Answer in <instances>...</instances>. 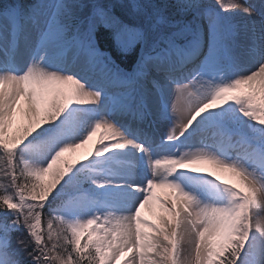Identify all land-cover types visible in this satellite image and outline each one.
Here are the masks:
<instances>
[{"label": "snow or ice", "instance_id": "obj_1", "mask_svg": "<svg viewBox=\"0 0 264 264\" xmlns=\"http://www.w3.org/2000/svg\"><path fill=\"white\" fill-rule=\"evenodd\" d=\"M0 264H264V0H0Z\"/></svg>", "mask_w": 264, "mask_h": 264}, {"label": "rangeland", "instance_id": "obj_2", "mask_svg": "<svg viewBox=\"0 0 264 264\" xmlns=\"http://www.w3.org/2000/svg\"><path fill=\"white\" fill-rule=\"evenodd\" d=\"M251 3H255L258 4L260 2V0H250ZM247 6V5H245ZM238 20L243 19V14H239L236 17ZM91 147V144H89L88 146H86L85 148L80 150V153H83L84 151L87 150V148ZM205 167H210L208 165H204ZM221 175H224V173H221ZM227 178V177H225ZM168 190L167 189H157L158 194L160 195H164ZM142 214L144 216H146L147 218L151 219V220H155L156 222H159L158 220V213H159V208L158 205L155 202H150L149 205H146L142 210Z\"/></svg>", "mask_w": 264, "mask_h": 264}]
</instances>
